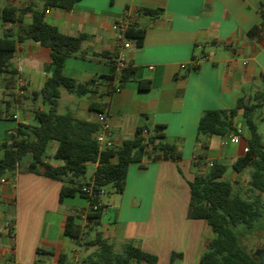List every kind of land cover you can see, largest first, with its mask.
Instances as JSON below:
<instances>
[{
	"label": "crops",
	"instance_id": "1",
	"mask_svg": "<svg viewBox=\"0 0 264 264\" xmlns=\"http://www.w3.org/2000/svg\"><path fill=\"white\" fill-rule=\"evenodd\" d=\"M27 1L0 0V18L5 6L23 7ZM140 9L162 12L149 17L139 15ZM263 9L264 0H82L70 11L52 8L46 12L45 20L61 33L87 35L81 50L67 59L64 74L78 83L97 80L93 91L81 98L62 90L59 107L94 122L100 113L97 110L105 107L107 140L114 147L135 138L140 128L152 134L163 125L159 140L175 146L181 154L178 160L145 157L131 163L122 193L105 188L102 202L106 208L98 230L115 252L121 253L129 243L155 256L157 264H200L215 235L207 221L189 218V183L208 172L210 162L227 166L224 179L230 183L246 171L251 176L252 168L237 173L233 164L245 155L252 133L242 110L233 118L240 132L235 144L223 145L228 137L199 135L198 126L206 111L234 109L243 99L254 106L251 117L260 133L264 122ZM125 15L145 30L141 46L137 39L127 40L129 49L119 42L117 25ZM31 22L30 14L23 24L2 21L0 36L8 30L16 35ZM50 55L49 48L32 40L20 43L9 61L10 73L0 74V100H9L10 91L16 93L19 68L27 81L26 95L41 90L50 76ZM120 56L135 73L119 93L109 95V81L101 77L115 74ZM145 81H151L146 91L140 88ZM14 107L18 117L22 110V119L0 116V140L15 132L19 121L35 124L28 104L19 107L15 102ZM56 148L57 143H51L49 155ZM62 187L59 180L19 171L0 184V264H58L60 255L66 256V263L78 262L74 252L84 247L83 241L66 237L65 225L67 217L77 213L78 221L85 224L81 212L88 204L80 198L61 204ZM95 233L91 231V238ZM38 249L42 253H37ZM87 251L89 258L95 249ZM86 259L83 264H90L84 263Z\"/></svg>",
	"mask_w": 264,
	"mask_h": 264
},
{
	"label": "trees",
	"instance_id": "2",
	"mask_svg": "<svg viewBox=\"0 0 264 264\" xmlns=\"http://www.w3.org/2000/svg\"><path fill=\"white\" fill-rule=\"evenodd\" d=\"M81 1L28 0L26 6L7 5L1 10L4 24H23L24 17L28 14L31 15L32 22L16 35L8 30L0 36V74L10 73L9 61L18 45L25 40H32L49 48L51 55L47 67L50 76L41 90L34 91L30 96L17 95L10 91L9 100H0V116L4 114L13 120V116L16 115L14 114L16 102L19 107L28 104L35 120V124L19 121L15 132L6 133L4 139L0 140V179L12 180L17 171L35 173L63 182L61 204L77 198L85 200L88 204L84 209L88 211L85 224L78 221L80 214L69 215L64 232L66 237L77 242L82 240V245L87 249H95L84 263L157 264L155 256L133 244H125L121 253L114 251L113 246L98 230L106 206L103 204L97 210L91 208L96 200L85 189L92 186L94 191H99L111 185L117 193H122L131 163L141 162L145 157L152 160H178L181 154L175 146L159 140L162 138L160 133L163 125L157 126L152 134L148 129H138L135 138L124 141L121 147L101 148L95 138L99 130L97 122L76 118L71 113L59 112L62 90L81 98L93 91L92 87L96 85L97 80L78 83L64 74L67 59L81 50L87 35L63 34L45 20V14L52 8L70 11ZM161 12V9L137 11L139 15L149 17H156ZM262 18L264 24V9ZM144 35L145 30L138 28L130 19L125 32L126 39H137V44L141 46ZM115 68L113 76L101 77L109 81L106 86L107 92L108 87H113L115 83L122 89L132 80L135 73L130 63H126V66L119 70L115 61ZM140 88L144 91L149 90L151 81L141 82ZM40 101L48 106L47 110L39 106ZM104 108L98 109L97 112L105 111ZM253 109L254 106H248L240 99L236 108L208 110L200 120L199 135L240 136L233 118L242 110L245 122L252 133L247 144L248 152L233 164V169L237 173L252 168L248 188L243 194L235 190L233 183L224 179L227 166L217 162H213L208 172L197 175L189 183L191 194L189 218L207 221L215 235L208 243L200 264H260L255 254L242 243V238L257 229V224L264 218V136L258 133L252 121ZM144 130L148 131L147 136L143 135ZM53 142L57 143V148L51 156L48 151ZM27 157H30V160L23 167L22 163ZM49 159L56 164L51 163ZM89 164H96V168L91 179L87 180ZM93 230L96 233L95 237L91 238ZM10 231L13 232L12 226ZM37 253L40 254L42 251L38 249ZM66 260L65 255H60L58 264H68Z\"/></svg>",
	"mask_w": 264,
	"mask_h": 264
},
{
	"label": "built area",
	"instance_id": "3",
	"mask_svg": "<svg viewBox=\"0 0 264 264\" xmlns=\"http://www.w3.org/2000/svg\"><path fill=\"white\" fill-rule=\"evenodd\" d=\"M130 19H131V17H127L120 24L117 25V30L119 33L118 34V40L124 49H129L131 47V43L127 41L126 36H125V32H126L128 22ZM126 63H127V61H126V58L124 56L118 57L117 65H118L119 70L122 69L123 67H125ZM108 91H109L108 92L109 95H113L114 93H119L121 91V88L118 86V84H114L113 87H108ZM15 92L17 95H26L27 94V81L23 76V69L22 68L18 69V74L16 77ZM13 118H14V120H17L18 115L17 114L14 115ZM96 122L99 125V130L95 134V138H96L97 142L99 143L100 147L101 148H103L105 146L114 147V143L112 141L107 140V135L109 133L108 112L106 110L103 112H100L98 114ZM143 135L147 136L148 131L144 130ZM238 140H239V135L231 134L228 136L227 140L223 141V145H225L227 142L235 144L238 142ZM244 151H245V153L248 152V147H245ZM209 166L212 167L213 162H210ZM5 182H6L5 178L0 179V184H4ZM85 190L92 196L93 199L96 200V202H94V204L91 206V208H93L94 210H97L100 206L103 205L102 199L106 195L105 189H100L99 191H94L93 187L89 186ZM87 212L88 211H84L83 216H82V218L85 220V222H86V218H87Z\"/></svg>",
	"mask_w": 264,
	"mask_h": 264
},
{
	"label": "rangeland",
	"instance_id": "4",
	"mask_svg": "<svg viewBox=\"0 0 264 264\" xmlns=\"http://www.w3.org/2000/svg\"><path fill=\"white\" fill-rule=\"evenodd\" d=\"M2 24L3 23H2V20L0 18V27ZM63 93H67V92L65 90H63ZM39 106H44L42 101L39 102ZM45 109L47 110L48 106H45ZM21 112H22V110H21ZM21 112L18 113L19 114L18 119H22ZM59 112L62 114L66 113V111L62 107H59ZM242 125H243L242 122H239V127H242ZM259 132L264 134V122L261 124ZM29 160H30V157H27L23 161L22 166L24 167L29 162ZM94 170H95V165L89 164L88 169H87V174H86L87 180L91 179V177L93 176ZM247 179H250V172L249 171H246L243 174V176H240V178L238 179L237 182H234L235 190L237 192L243 194L246 191V189L248 188V182L246 181ZM108 190L113 191V187L110 185L108 187ZM78 200H80V199H78ZM83 203L86 204L85 201H83ZM83 212H84V210L81 212V216H83ZM14 218H15V222H16L15 227L17 229V209L16 208L14 211ZM82 221H84V219ZM242 243L253 253L257 249H260V247H262V244H264V218L261 220L260 223L257 224V229L253 230L250 234H248L242 238ZM15 247H17V243L15 244ZM115 250L120 251V248H115ZM88 253H89V251H87L86 248L82 247V249L80 251L74 252V254L78 256V259H77L78 262L74 261L72 263L83 264V261H84V259L87 258L86 256L88 255ZM34 256H35V258H39V255L37 253H34ZM69 263H71V262L68 261V264ZM141 264H146V263L142 262Z\"/></svg>",
	"mask_w": 264,
	"mask_h": 264
},
{
	"label": "water",
	"instance_id": "5",
	"mask_svg": "<svg viewBox=\"0 0 264 264\" xmlns=\"http://www.w3.org/2000/svg\"><path fill=\"white\" fill-rule=\"evenodd\" d=\"M254 254L256 259L259 260L260 264H264V247L257 249Z\"/></svg>",
	"mask_w": 264,
	"mask_h": 264
},
{
	"label": "flooded vegetation",
	"instance_id": "6",
	"mask_svg": "<svg viewBox=\"0 0 264 264\" xmlns=\"http://www.w3.org/2000/svg\"><path fill=\"white\" fill-rule=\"evenodd\" d=\"M264 247V244H262V247H260V248H263Z\"/></svg>",
	"mask_w": 264,
	"mask_h": 264
}]
</instances>
